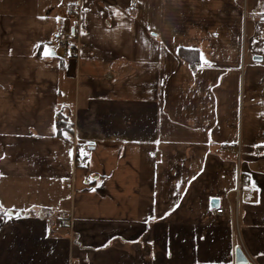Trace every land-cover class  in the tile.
I'll use <instances>...</instances> for the list:
<instances>
[{
  "label": "crops",
  "instance_id": "1",
  "mask_svg": "<svg viewBox=\"0 0 264 264\" xmlns=\"http://www.w3.org/2000/svg\"><path fill=\"white\" fill-rule=\"evenodd\" d=\"M262 2L0 0V264H264Z\"/></svg>",
  "mask_w": 264,
  "mask_h": 264
},
{
  "label": "built area",
  "instance_id": "2",
  "mask_svg": "<svg viewBox=\"0 0 264 264\" xmlns=\"http://www.w3.org/2000/svg\"><path fill=\"white\" fill-rule=\"evenodd\" d=\"M132 7H138V0H132ZM55 41L57 45L63 49L66 53V56L69 58H75L79 55V47L76 42L75 33L69 32H60L56 34ZM227 150L232 151L233 148L230 146H225ZM90 145L88 143L81 144L75 147V163L78 166L84 165L89 157ZM238 156L242 155L241 148L238 149ZM66 180V179H64ZM250 185V177L239 171L238 174V185L234 190L236 203L239 204L241 200H250L253 198L252 193L246 189ZM215 213L218 215H226L228 212L226 208L221 205L215 210ZM232 213L234 211L232 210ZM60 222L63 226H68L72 222V214L69 212H62L59 216ZM234 264H237L236 262ZM251 264V263H249ZM254 264V263H252Z\"/></svg>",
  "mask_w": 264,
  "mask_h": 264
},
{
  "label": "trees",
  "instance_id": "3",
  "mask_svg": "<svg viewBox=\"0 0 264 264\" xmlns=\"http://www.w3.org/2000/svg\"><path fill=\"white\" fill-rule=\"evenodd\" d=\"M179 55L188 61L192 66L200 61L199 51L195 49L180 48ZM57 134L63 140L71 141L73 135V125L69 122V117L59 114V123L57 124Z\"/></svg>",
  "mask_w": 264,
  "mask_h": 264
},
{
  "label": "water",
  "instance_id": "4",
  "mask_svg": "<svg viewBox=\"0 0 264 264\" xmlns=\"http://www.w3.org/2000/svg\"><path fill=\"white\" fill-rule=\"evenodd\" d=\"M45 55L46 56H55L56 55V51L49 47L46 49L45 51ZM218 202V201H215ZM9 213H13L12 211H9ZM236 263L237 264H248L249 263V259L244 251V249L242 247H237L236 249Z\"/></svg>",
  "mask_w": 264,
  "mask_h": 264
},
{
  "label": "rangeland",
  "instance_id": "5",
  "mask_svg": "<svg viewBox=\"0 0 264 264\" xmlns=\"http://www.w3.org/2000/svg\"><path fill=\"white\" fill-rule=\"evenodd\" d=\"M261 7H263V8H264V2H262V3H261Z\"/></svg>",
  "mask_w": 264,
  "mask_h": 264
},
{
  "label": "snow or ice",
  "instance_id": "6",
  "mask_svg": "<svg viewBox=\"0 0 264 264\" xmlns=\"http://www.w3.org/2000/svg\"><path fill=\"white\" fill-rule=\"evenodd\" d=\"M17 218H19V217H17Z\"/></svg>",
  "mask_w": 264,
  "mask_h": 264
}]
</instances>
